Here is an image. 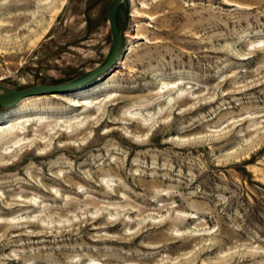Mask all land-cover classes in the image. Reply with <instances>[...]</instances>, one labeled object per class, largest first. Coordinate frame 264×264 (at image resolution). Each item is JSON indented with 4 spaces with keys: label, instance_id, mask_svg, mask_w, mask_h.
Masks as SVG:
<instances>
[{
    "label": "rangeland",
    "instance_id": "1",
    "mask_svg": "<svg viewBox=\"0 0 264 264\" xmlns=\"http://www.w3.org/2000/svg\"><path fill=\"white\" fill-rule=\"evenodd\" d=\"M61 1L0 0L2 84L108 57L113 0ZM118 24L114 96L47 104L72 140L0 137V264H264V0H124Z\"/></svg>",
    "mask_w": 264,
    "mask_h": 264
},
{
    "label": "bare ground",
    "instance_id": "2",
    "mask_svg": "<svg viewBox=\"0 0 264 264\" xmlns=\"http://www.w3.org/2000/svg\"><path fill=\"white\" fill-rule=\"evenodd\" d=\"M45 1L36 0L38 6L37 13H39V9L41 7L43 8L42 5L46 4ZM66 1L67 0L61 1L60 8L54 11V15L52 17L53 19H55V17L62 11V8L66 4ZM138 13L141 14L140 12ZM45 33L46 31H44L43 35H45ZM136 37L143 38L140 35H137ZM115 76L116 74L112 75V77L108 79L106 76L105 78L100 79V83L94 82V84L91 86H82L81 88L79 87L65 91V93L51 92L47 93L49 95L39 94L21 99L13 106H10L9 112L4 115L6 118L0 122L1 139L6 140L7 138H9L13 142L15 141V145H18L22 141L30 140L31 144H35L37 146L45 144L44 141L46 137H50L51 139L52 136L57 137V139H59L60 141L62 140V138L65 140H72L74 136H76V133L78 131L73 130L71 133H69L67 130L63 131L61 130V128L58 129V127H54V120L51 121L52 119L47 118V116L44 114L46 113V109L49 107H51V109L47 110L54 111L55 109L51 106L52 104H47H50L53 101H60L66 103V105H68V107L72 111L82 109L84 113L89 114L90 112L95 110L98 104H100L101 97L104 101L107 98H111L114 96V94L110 92V87L112 86V78H114ZM105 79H107L106 82ZM0 92L3 93L4 91L0 90ZM96 95L97 97H94ZM33 132H35L33 136L40 132V136L38 137L39 139L37 138L31 140L28 138V136L31 135V133ZM44 135L45 137H43Z\"/></svg>",
    "mask_w": 264,
    "mask_h": 264
},
{
    "label": "water",
    "instance_id": "3",
    "mask_svg": "<svg viewBox=\"0 0 264 264\" xmlns=\"http://www.w3.org/2000/svg\"><path fill=\"white\" fill-rule=\"evenodd\" d=\"M123 1L124 0H113L108 14V21L112 34V48L103 63L87 73L59 84H36L23 89H13L0 82V90H4L3 93L0 92V104L5 107H10L28 96L47 94L51 92H65L67 90L89 85L108 76V74L114 69L121 54L123 35L122 29L118 24V10Z\"/></svg>",
    "mask_w": 264,
    "mask_h": 264
}]
</instances>
